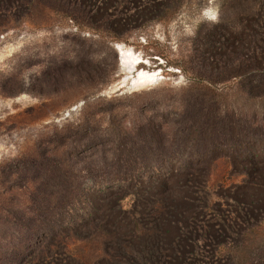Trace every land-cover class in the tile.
<instances>
[{
	"label": "rangeland",
	"instance_id": "374dc122",
	"mask_svg": "<svg viewBox=\"0 0 264 264\" xmlns=\"http://www.w3.org/2000/svg\"><path fill=\"white\" fill-rule=\"evenodd\" d=\"M119 1L0 0V264H264V0Z\"/></svg>",
	"mask_w": 264,
	"mask_h": 264
},
{
	"label": "trees",
	"instance_id": "16d2710c",
	"mask_svg": "<svg viewBox=\"0 0 264 264\" xmlns=\"http://www.w3.org/2000/svg\"><path fill=\"white\" fill-rule=\"evenodd\" d=\"M170 1H173V2H180L181 0H170ZM117 2H118V5H120V4H122V1H119V0H117ZM126 4L127 3H124V6H123V8L122 9H126ZM159 6L160 5V3H156L155 4V6ZM148 6V5H147ZM130 9L133 11V12H131L130 14H126L127 12H129L130 11ZM144 10H143V8H137V7H135V8H129V10H127V11H124V12H126L125 14H123V18H124V20L125 19H127L128 17H130V16H132V18H135V16H139V18H142V15H141V13L143 12ZM130 15V16H129ZM126 17V18H125ZM134 20V19H133ZM213 83H216L215 81L213 82ZM151 243L152 242H150V241H146V243H145V245L147 246V247H149L150 245H151ZM144 253H141L140 254V256H139V264H158V260H156V256L154 257L152 254H151V251H148V249H146V248H144Z\"/></svg>",
	"mask_w": 264,
	"mask_h": 264
},
{
	"label": "bare ground",
	"instance_id": "6f19581e",
	"mask_svg": "<svg viewBox=\"0 0 264 264\" xmlns=\"http://www.w3.org/2000/svg\"><path fill=\"white\" fill-rule=\"evenodd\" d=\"M119 48H120V52L123 55L122 56V64L123 65H126V64L129 65V64H131V62H133V61H131L132 57L129 55L130 50L129 49L126 50L122 45H119ZM125 54H127V55H125ZM137 73H138L137 74V77L139 79H141L140 81H144L145 80L147 82H150V81L152 82V79H155L156 78V72H151V71H148V70H145V69H138L137 70ZM157 74H158V72H157Z\"/></svg>",
	"mask_w": 264,
	"mask_h": 264
},
{
	"label": "snow or ice",
	"instance_id": "6c2138e0",
	"mask_svg": "<svg viewBox=\"0 0 264 264\" xmlns=\"http://www.w3.org/2000/svg\"><path fill=\"white\" fill-rule=\"evenodd\" d=\"M212 19H215V17L213 16Z\"/></svg>",
	"mask_w": 264,
	"mask_h": 264
}]
</instances>
